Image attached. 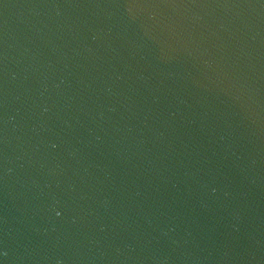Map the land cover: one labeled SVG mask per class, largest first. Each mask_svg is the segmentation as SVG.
Returning a JSON list of instances; mask_svg holds the SVG:
<instances>
[{
  "label": "water",
  "instance_id": "obj_1",
  "mask_svg": "<svg viewBox=\"0 0 264 264\" xmlns=\"http://www.w3.org/2000/svg\"><path fill=\"white\" fill-rule=\"evenodd\" d=\"M0 264H264V0H0Z\"/></svg>",
  "mask_w": 264,
  "mask_h": 264
}]
</instances>
